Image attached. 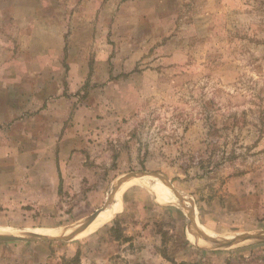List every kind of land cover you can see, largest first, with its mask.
Listing matches in <instances>:
<instances>
[{"label": "rangeland", "instance_id": "obj_1", "mask_svg": "<svg viewBox=\"0 0 264 264\" xmlns=\"http://www.w3.org/2000/svg\"><path fill=\"white\" fill-rule=\"evenodd\" d=\"M55 2L64 71L76 64L77 75L81 66L89 72L71 93L72 109L93 110L107 131L91 144L110 154L100 164L88 158L92 182L48 200L51 211L7 208L0 197V232H71L120 180L147 172L185 198L206 235L264 233V0ZM168 189L156 177L130 181L111 205L119 201L121 214L97 231L0 242V264H264V242L204 243Z\"/></svg>", "mask_w": 264, "mask_h": 264}, {"label": "crops", "instance_id": "obj_2", "mask_svg": "<svg viewBox=\"0 0 264 264\" xmlns=\"http://www.w3.org/2000/svg\"><path fill=\"white\" fill-rule=\"evenodd\" d=\"M54 3L0 0V159L7 167L0 173V192L5 188L7 193L0 197L7 208L24 212L29 209L24 206L51 211L48 200L82 191L94 176L88 158L100 164V156L107 160L110 154L100 148L98 156L91 144L92 135L107 131L102 122L95 126L93 110L86 105L72 109L71 93L89 72L81 66L77 75L76 64L64 71L65 36Z\"/></svg>", "mask_w": 264, "mask_h": 264}, {"label": "water", "instance_id": "obj_3", "mask_svg": "<svg viewBox=\"0 0 264 264\" xmlns=\"http://www.w3.org/2000/svg\"><path fill=\"white\" fill-rule=\"evenodd\" d=\"M144 176H150V177H156L159 178L162 183H164L175 195L178 197L181 205L185 209L187 216L189 218V226L192 227L195 231L198 237L203 240L206 244H212L219 247H231L241 242L246 241H256V242H264V233H258V234H242V235H236L233 238H214L211 236L206 235L205 233L201 232V230L198 228L196 221H195V211L192 208L186 207L185 198L181 196L173 187L172 185L167 182V180L161 176L158 173H147V172H140V173H134L130 176L120 180L117 183V186L113 188V192L109 195L107 202L105 203L104 207L97 210L93 215H91L89 218H87L82 225H76L74 227H71L70 230L72 231L71 235L61 234L59 237H49V236H43L36 233H26L21 236H17L15 234H0V242H29V241H57V240H72L76 235L86 231L93 223L94 221L100 216L102 212H105L109 209L111 205L115 203L116 195L121 190V188L128 182H130L133 179H139Z\"/></svg>", "mask_w": 264, "mask_h": 264}, {"label": "bare ground", "instance_id": "obj_4", "mask_svg": "<svg viewBox=\"0 0 264 264\" xmlns=\"http://www.w3.org/2000/svg\"><path fill=\"white\" fill-rule=\"evenodd\" d=\"M150 176H144V177H142V178H139V179H133V180H131V181H134V182H137V181H141V180H144V179H147V178H149ZM136 180V181H135ZM129 183V182H128ZM128 183H126L122 188H121V190H119V192L117 193V195H116V199H117V197L119 196V194H120V192L126 187V185L128 184ZM164 184V183H163ZM165 185V184H164ZM166 186V185H165ZM167 187V186H166ZM168 188V187H167ZM169 190V189H168ZM116 201V200H115ZM186 207H189L188 205H187V203H186ZM121 212H122V205H121V203L119 202V201H117L116 202V204L112 207L111 206V208H109L107 211H105V212H102L101 214H100V216L94 221V223L86 230V231H84V232H82V233H80V234H78V235H76V236H78L77 238H79V237H81L82 235H84L85 233V235H88V234H90V233H92V232H95V231H97L98 229H100L101 227H103L106 223H108V222H110L111 220H113V219H115L116 217H117V215H119V214H121ZM84 223V222H83ZM82 223V224H83ZM82 224H80V225H82ZM68 230H66V231H64V232H62L61 234H66V235H71L72 234V231L71 232H67ZM68 233V234H67ZM0 234H9V232H7V231H3V232H0ZM36 234H38V233H36ZM60 234V235H61ZM39 235H41V234H39ZM43 236H45V235H43ZM75 236V237H76ZM49 237H59V236H49ZM74 237V238H75Z\"/></svg>", "mask_w": 264, "mask_h": 264}, {"label": "trees", "instance_id": "obj_5", "mask_svg": "<svg viewBox=\"0 0 264 264\" xmlns=\"http://www.w3.org/2000/svg\"><path fill=\"white\" fill-rule=\"evenodd\" d=\"M164 257H165L166 259H168L169 261L174 262L173 259H169V258H167L166 255H164ZM77 259H78V257H77ZM172 260H173V261H172ZM183 264H184V263H183Z\"/></svg>", "mask_w": 264, "mask_h": 264}]
</instances>
